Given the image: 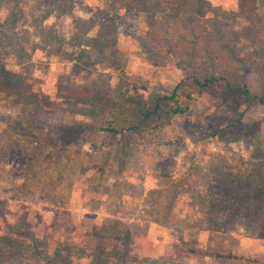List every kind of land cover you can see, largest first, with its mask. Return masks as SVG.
<instances>
[{
	"label": "rangeland",
	"instance_id": "1",
	"mask_svg": "<svg viewBox=\"0 0 264 264\" xmlns=\"http://www.w3.org/2000/svg\"><path fill=\"white\" fill-rule=\"evenodd\" d=\"M242 3L0 0V261L248 264L213 253H264V7L250 16ZM155 20L181 25L207 75L217 43L236 89L200 90L175 45L149 33ZM177 85L192 92L187 113L98 130L119 103L137 116L159 99L166 108Z\"/></svg>",
	"mask_w": 264,
	"mask_h": 264
},
{
	"label": "trees",
	"instance_id": "2",
	"mask_svg": "<svg viewBox=\"0 0 264 264\" xmlns=\"http://www.w3.org/2000/svg\"><path fill=\"white\" fill-rule=\"evenodd\" d=\"M130 4H136V0H127ZM185 0H159L160 6H166L167 8H177ZM257 4L264 7V0H243L241 7L243 11L248 12L250 16L255 13ZM161 22L155 20L150 27L149 33L154 39H157L160 43L170 42L175 45L173 49V56L175 61H185L192 68V74L190 78L192 82L200 89L207 88L214 84L223 82L227 89L235 90L232 87L230 78L237 76V66L232 63L228 54L221 49L217 43H212L210 49L214 53V63L218 68L215 73L207 75L205 71L207 69L205 63L201 60V56L197 57V53L200 52V48H191L190 43L192 39L183 34L181 25L176 24L170 27L169 32L163 31ZM210 43H206L208 45ZM207 47V46H206ZM201 66L203 69L201 70ZM243 92L248 93L247 90ZM193 95L184 89H180V86H175L170 95H164L163 100H167L164 108L160 99L152 109L141 111L137 116L135 113L129 112L123 103L116 104L112 108L108 109L100 117L98 123V130L109 133H121L126 130L140 131L146 128L150 124V118L155 116L157 119H163L164 122L171 120L176 115L187 113L191 108V102ZM261 99V98H260ZM162 100V99H161ZM263 101V99H261ZM243 112L239 114L228 126H234L238 121L242 119ZM217 258L229 259L237 262H245L248 264H264V253L255 257L246 256L240 252L232 249L225 248V250H218L213 253ZM0 264H12L9 261L1 260ZM34 264H52L51 261H38Z\"/></svg>",
	"mask_w": 264,
	"mask_h": 264
},
{
	"label": "crops",
	"instance_id": "3",
	"mask_svg": "<svg viewBox=\"0 0 264 264\" xmlns=\"http://www.w3.org/2000/svg\"><path fill=\"white\" fill-rule=\"evenodd\" d=\"M147 252H148V253H153V252H155V250L149 248V249L147 250ZM163 252H165L164 247H163V249H161V251H160V250L158 251L157 255H162Z\"/></svg>",
	"mask_w": 264,
	"mask_h": 264
}]
</instances>
